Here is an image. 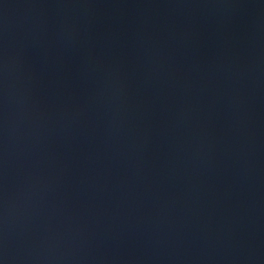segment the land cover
<instances>
[{
  "label": "water",
  "instance_id": "water-1",
  "mask_svg": "<svg viewBox=\"0 0 264 264\" xmlns=\"http://www.w3.org/2000/svg\"><path fill=\"white\" fill-rule=\"evenodd\" d=\"M0 264H264V0H0Z\"/></svg>",
  "mask_w": 264,
  "mask_h": 264
}]
</instances>
